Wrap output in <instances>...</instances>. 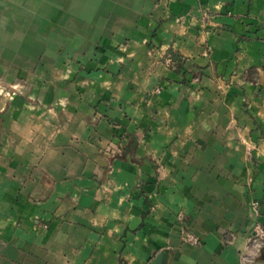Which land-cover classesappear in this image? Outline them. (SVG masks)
<instances>
[{
  "label": "crops",
  "instance_id": "0c3cea01",
  "mask_svg": "<svg viewBox=\"0 0 264 264\" xmlns=\"http://www.w3.org/2000/svg\"><path fill=\"white\" fill-rule=\"evenodd\" d=\"M263 22L264 0H0V264H264L242 259Z\"/></svg>",
  "mask_w": 264,
  "mask_h": 264
},
{
  "label": "built area",
  "instance_id": "2783aa9c",
  "mask_svg": "<svg viewBox=\"0 0 264 264\" xmlns=\"http://www.w3.org/2000/svg\"><path fill=\"white\" fill-rule=\"evenodd\" d=\"M262 29L264 33V22L262 23ZM165 63L169 67L174 65L170 56L165 59ZM12 95L13 93L10 94V96ZM256 206L257 203H255L254 208H257ZM185 239L193 244L198 243V238L192 233H186ZM248 240V246L246 251L242 253V259L246 263H253L259 258L260 253L264 248V223L259 221L255 223L253 229L249 233Z\"/></svg>",
  "mask_w": 264,
  "mask_h": 264
},
{
  "label": "water",
  "instance_id": "95a60500",
  "mask_svg": "<svg viewBox=\"0 0 264 264\" xmlns=\"http://www.w3.org/2000/svg\"><path fill=\"white\" fill-rule=\"evenodd\" d=\"M166 251L160 252L151 264H165Z\"/></svg>",
  "mask_w": 264,
  "mask_h": 264
},
{
  "label": "trees",
  "instance_id": "16d2710c",
  "mask_svg": "<svg viewBox=\"0 0 264 264\" xmlns=\"http://www.w3.org/2000/svg\"><path fill=\"white\" fill-rule=\"evenodd\" d=\"M170 56H171V58H172V60L174 62V65H176V68H180V66H181V64L183 62L182 56H180V55H178V54H176L174 52H171Z\"/></svg>",
  "mask_w": 264,
  "mask_h": 264
},
{
  "label": "rangeland",
  "instance_id": "374dc122",
  "mask_svg": "<svg viewBox=\"0 0 264 264\" xmlns=\"http://www.w3.org/2000/svg\"><path fill=\"white\" fill-rule=\"evenodd\" d=\"M11 93H9V96H10Z\"/></svg>",
  "mask_w": 264,
  "mask_h": 264
}]
</instances>
